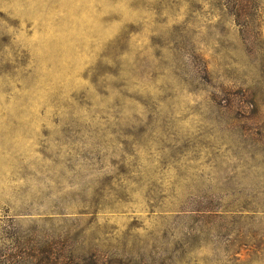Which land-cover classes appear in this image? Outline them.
Masks as SVG:
<instances>
[{"label": "rangeland", "instance_id": "obj_1", "mask_svg": "<svg viewBox=\"0 0 264 264\" xmlns=\"http://www.w3.org/2000/svg\"><path fill=\"white\" fill-rule=\"evenodd\" d=\"M0 264H264V0H0Z\"/></svg>", "mask_w": 264, "mask_h": 264}]
</instances>
